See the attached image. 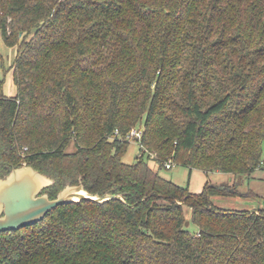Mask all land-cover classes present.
I'll return each instance as SVG.
<instances>
[{"label": "trees", "instance_id": "16d2710c", "mask_svg": "<svg viewBox=\"0 0 264 264\" xmlns=\"http://www.w3.org/2000/svg\"><path fill=\"white\" fill-rule=\"evenodd\" d=\"M0 33L19 51L15 96L0 78V177L26 163L51 199L80 178L124 199L1 232L0 264H264V208L160 173L171 157L239 181L264 169V0H0ZM139 121L149 152L126 163Z\"/></svg>", "mask_w": 264, "mask_h": 264}, {"label": "rangeland", "instance_id": "374dc122", "mask_svg": "<svg viewBox=\"0 0 264 264\" xmlns=\"http://www.w3.org/2000/svg\"><path fill=\"white\" fill-rule=\"evenodd\" d=\"M18 47H8L2 39L0 33V78L5 80L4 91L8 96L14 95V91L17 92V86L13 81L12 76L14 74V65L18 56ZM11 93L9 94L10 91ZM235 105H231L229 108H234ZM137 127H143V123L140 121L136 124ZM144 128V127H143ZM68 151L75 150V144L72 142L67 148ZM145 149H141L136 142H130L126 153L123 155V161L126 163L136 162L137 156L142 155ZM149 152V151H147ZM149 154V153H147ZM145 154V156H147ZM151 157H156V153L150 154ZM173 157H171L172 159ZM24 165H27L24 163ZM160 173L165 178L177 183L183 187H189L192 193L198 194L209 185H216L219 188L226 187L228 190H238V194L221 193L212 197V201L215 206L232 209V210H259L264 208V169H257L250 176L244 178L243 181L235 182L232 175L223 172H205L200 169L191 168L181 163L174 162L171 169L163 168ZM241 180V178H240ZM226 191V190H221ZM185 215L188 219H191L192 212L189 207H185ZM190 223V222H189ZM189 230L197 232L198 227L191 223L188 225Z\"/></svg>", "mask_w": 264, "mask_h": 264}, {"label": "water", "instance_id": "95a60500", "mask_svg": "<svg viewBox=\"0 0 264 264\" xmlns=\"http://www.w3.org/2000/svg\"><path fill=\"white\" fill-rule=\"evenodd\" d=\"M81 181L80 178L79 184L67 185L56 198L51 199L49 194L43 191L54 183L53 178L30 165L14 168L6 177H0V233L35 224L61 204L82 200L99 203L114 198L124 200L122 195L114 194L113 190L102 195L92 194ZM219 189L234 192L226 187ZM188 225L189 221H187Z\"/></svg>", "mask_w": 264, "mask_h": 264}, {"label": "built area", "instance_id": "2783aa9c", "mask_svg": "<svg viewBox=\"0 0 264 264\" xmlns=\"http://www.w3.org/2000/svg\"><path fill=\"white\" fill-rule=\"evenodd\" d=\"M119 130L116 129L115 131V135H119ZM144 136V128L143 127H134L130 130V132L126 135L125 140H127L128 142H136L141 149H145L143 143H142V139ZM154 157V156H153ZM174 161L173 160H168L165 163V167L167 169H171L173 167Z\"/></svg>", "mask_w": 264, "mask_h": 264}, {"label": "crops", "instance_id": "0c3cea01", "mask_svg": "<svg viewBox=\"0 0 264 264\" xmlns=\"http://www.w3.org/2000/svg\"><path fill=\"white\" fill-rule=\"evenodd\" d=\"M13 76V75H12ZM12 79H13V81H14V78L12 77ZM17 88V87H16ZM12 92V90L10 91V93L9 94H13V93H11ZM15 93H14V95H12V96H15L16 94H17V92L16 91H14Z\"/></svg>", "mask_w": 264, "mask_h": 264}]
</instances>
